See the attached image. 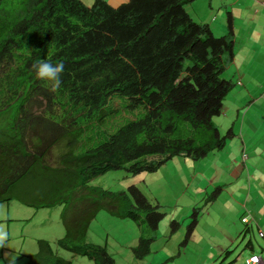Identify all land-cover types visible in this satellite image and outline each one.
Returning <instances> with one entry per match:
<instances>
[{
	"label": "trees",
	"instance_id": "16d2710c",
	"mask_svg": "<svg viewBox=\"0 0 264 264\" xmlns=\"http://www.w3.org/2000/svg\"><path fill=\"white\" fill-rule=\"evenodd\" d=\"M192 1L0 0V202L61 205L54 244L94 264H117L106 244L86 239L99 210L150 229L164 213L135 184L113 191L93 178L153 171L177 155L198 160L234 134L212 120L235 84L222 75L235 53L232 16L215 35L187 11ZM40 60L64 63L56 92L36 76ZM197 214L192 207L184 236ZM151 240L138 238L136 258ZM36 244L26 264H73L49 240Z\"/></svg>",
	"mask_w": 264,
	"mask_h": 264
},
{
	"label": "rangeland",
	"instance_id": "374dc122",
	"mask_svg": "<svg viewBox=\"0 0 264 264\" xmlns=\"http://www.w3.org/2000/svg\"><path fill=\"white\" fill-rule=\"evenodd\" d=\"M107 1L115 5L126 0ZM233 1L211 0L213 9H209L208 0H197L194 5L206 12L193 13L194 17L186 6L195 21L208 20L215 35L223 34L217 22H225L227 10L232 8L242 18H236L241 26L234 39L236 64L228 63L222 72L235 84L220 114L212 118L220 133L229 126L234 131L224 147L198 160L177 155L153 171L110 169L90 181L113 191L135 184L164 213L158 226L150 229L144 222L112 215L107 208L97 212L86 239L106 244L117 264H247L252 253L262 259L256 264H264V9L253 14L251 42H247L248 23ZM219 6L223 17L210 21ZM249 43L255 44L254 49ZM216 186L221 188L219 193L206 203ZM194 206L198 208L196 224L186 237L187 215ZM60 210L61 205L36 208L16 198L0 202V237L4 238L0 264H26L28 255L37 250L38 238L49 240L73 264H94L87 256L54 244L64 233ZM172 219L179 222L175 230H171ZM246 226L249 229L243 230ZM140 236L152 240L148 253L136 258L132 247Z\"/></svg>",
	"mask_w": 264,
	"mask_h": 264
},
{
	"label": "crops",
	"instance_id": "0c3cea01",
	"mask_svg": "<svg viewBox=\"0 0 264 264\" xmlns=\"http://www.w3.org/2000/svg\"><path fill=\"white\" fill-rule=\"evenodd\" d=\"M93 1V0H92ZM195 1H197V0H193L192 2H190L189 4H187L186 6H188L187 8L189 9V10H192V13H191V15L193 16V13H194V15H201V14H204L205 12H206V10L205 11H203L200 7H198V5H194V2ZM246 1H250L251 2V0H234L233 2H232V5H234V4H236L237 6H239L241 9H240V12L242 11L243 12V14L242 15H244L243 16V20L244 21H247V27H246V29H247V34L248 35H246L245 37H246V39L247 40H245V41H247V42H251V37H250V33L252 32V26H251V21H252V19H253V14H257V13H259L260 12V10H261V8H263L264 9V0H256V1H254V4H250V3H248V2H246ZM213 6H212V3H211V0H208V8L209 9H213L212 8ZM186 8V9H187ZM195 9H196V11H195ZM188 11V10H187ZM227 11H230V14H231V16H232V22H233V37H234V39H236L238 36H239V32H237V31H240V27H239V25H238V21H236V18L238 19H240V20H242V18H240V16H236V14H235V12L233 11V9L231 8L230 10H227ZM215 13H217V14H215ZM214 14H213V16H211L212 18H209V20L210 21H212V22H216V18H217V16H219L220 18H222L223 16V10H221V6H219L218 8H217V10H216V12H215ZM226 15L227 14H225V17L224 18H226ZM194 17V16H193ZM199 21H208V20H199ZM219 25H218V27L221 29V30H223V33H224V31H226V23L225 22H223V21H220V22H217ZM235 42V41H234ZM250 44V43H249ZM254 45L255 44H250V49H254ZM235 59V57H233V59L231 60V62H233L234 61V64H236V60H234ZM230 62V63H231ZM244 73V72H243ZM244 75V74H243ZM242 78H243V76L241 75V78H239V79H241L242 80ZM241 83H242V81H241ZM262 85L263 84H259L258 86L260 87H262ZM263 94V93H262ZM241 170H242V168H241ZM261 263V262H260Z\"/></svg>",
	"mask_w": 264,
	"mask_h": 264
},
{
	"label": "clouds",
	"instance_id": "9594fccd",
	"mask_svg": "<svg viewBox=\"0 0 264 264\" xmlns=\"http://www.w3.org/2000/svg\"><path fill=\"white\" fill-rule=\"evenodd\" d=\"M32 67H33V70L35 71L36 76L39 79L50 82V89H49L50 91L56 92L59 89L62 83L61 76L65 68V65L63 62H60L54 65L45 60H40L39 62L34 64ZM259 232L262 233L261 231ZM3 246H4V238L0 237V247H3ZM251 255H256V254L253 253ZM258 258H259L258 262L256 263H260L262 261L260 256H258ZM247 259H246V262H247ZM247 263L250 264L249 262Z\"/></svg>",
	"mask_w": 264,
	"mask_h": 264
},
{
	"label": "built area",
	"instance_id": "2783aa9c",
	"mask_svg": "<svg viewBox=\"0 0 264 264\" xmlns=\"http://www.w3.org/2000/svg\"><path fill=\"white\" fill-rule=\"evenodd\" d=\"M258 256L256 255H251L248 259H247V262H249L250 264H254L256 262H258Z\"/></svg>",
	"mask_w": 264,
	"mask_h": 264
}]
</instances>
